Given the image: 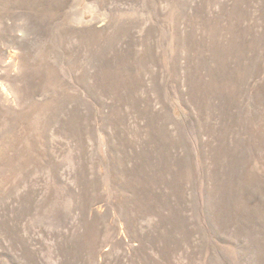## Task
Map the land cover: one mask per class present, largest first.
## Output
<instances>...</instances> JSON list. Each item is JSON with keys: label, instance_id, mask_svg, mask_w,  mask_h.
Returning <instances> with one entry per match:
<instances>
[{"label": "rangeland", "instance_id": "374dc122", "mask_svg": "<svg viewBox=\"0 0 264 264\" xmlns=\"http://www.w3.org/2000/svg\"><path fill=\"white\" fill-rule=\"evenodd\" d=\"M0 264H264V0H0Z\"/></svg>", "mask_w": 264, "mask_h": 264}, {"label": "bare ground", "instance_id": "6f19581e", "mask_svg": "<svg viewBox=\"0 0 264 264\" xmlns=\"http://www.w3.org/2000/svg\"><path fill=\"white\" fill-rule=\"evenodd\" d=\"M61 33V31H60ZM64 33V32H63ZM62 34V33H61ZM134 40V39H133ZM117 51V50H116ZM137 52V51H136ZM107 65V64H106ZM18 66V65H17ZM26 65H24V69H25ZM22 68H23V62H22ZM106 69V68H105ZM7 89V88H6ZM7 91V90H6ZM114 107V106H113Z\"/></svg>", "mask_w": 264, "mask_h": 264}]
</instances>
